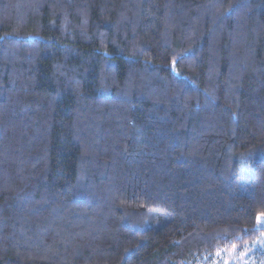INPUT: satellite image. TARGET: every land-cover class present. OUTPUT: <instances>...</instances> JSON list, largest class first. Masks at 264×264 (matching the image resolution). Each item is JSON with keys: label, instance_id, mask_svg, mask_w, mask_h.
I'll list each match as a JSON object with an SVG mask.
<instances>
[{"label": "trees", "instance_id": "1", "mask_svg": "<svg viewBox=\"0 0 264 264\" xmlns=\"http://www.w3.org/2000/svg\"><path fill=\"white\" fill-rule=\"evenodd\" d=\"M260 214L264 0H0V264H217Z\"/></svg>", "mask_w": 264, "mask_h": 264}, {"label": "rangeland", "instance_id": "2", "mask_svg": "<svg viewBox=\"0 0 264 264\" xmlns=\"http://www.w3.org/2000/svg\"><path fill=\"white\" fill-rule=\"evenodd\" d=\"M257 223L264 227L263 214L257 216ZM217 264H264V235L258 242L249 245L242 252L231 249L228 253L221 254Z\"/></svg>", "mask_w": 264, "mask_h": 264}, {"label": "snow or ice", "instance_id": "3", "mask_svg": "<svg viewBox=\"0 0 264 264\" xmlns=\"http://www.w3.org/2000/svg\"><path fill=\"white\" fill-rule=\"evenodd\" d=\"M259 219V218H258Z\"/></svg>", "mask_w": 264, "mask_h": 264}]
</instances>
